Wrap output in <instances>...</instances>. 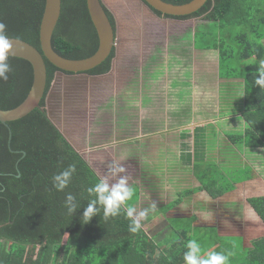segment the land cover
<instances>
[{
	"label": "trees",
	"instance_id": "1",
	"mask_svg": "<svg viewBox=\"0 0 264 264\" xmlns=\"http://www.w3.org/2000/svg\"><path fill=\"white\" fill-rule=\"evenodd\" d=\"M163 1L183 4L190 0ZM44 3L45 0H0V21L7 26L5 35L40 50L39 25ZM104 9L115 29L113 14ZM153 12L173 19L206 20L193 34V47L216 50L218 77L241 80L244 93L237 118L242 120L243 127L227 132L228 142L237 147L264 149V89L255 85L260 62H246L256 50L264 48L261 43L264 0H207L197 11L183 16H169L154 9ZM51 46L56 53L70 59L85 58L96 51L98 37L86 0H61ZM114 54L115 47L104 61L86 73H108ZM44 62L46 85L39 105L19 119L6 124L0 122V264H185L183 254L190 239L200 240L205 251L230 252L229 264H264V184L254 178L250 164L232 167L228 162L202 163L206 154L202 153L206 149L202 139L204 126L194 127L192 151L181 145L182 162H192L193 186L177 193L185 198L182 210L186 212L178 218H167L178 238L170 237V244L160 246L143 228L135 234L129 232L130 221L123 213L105 220L102 209L88 223H82V212L91 199L87 189L99 176L47 115L46 94L59 69L45 58ZM8 63L11 66L8 79L0 80V109L21 103L32 82V67L27 60L9 56ZM159 164V169L152 167L154 175L141 174L142 188L155 191L156 185L149 183L159 174L162 176L163 165ZM69 165L76 168L71 182L64 191H57L52 177ZM223 166L227 175L222 173ZM130 186L136 199L138 185ZM68 193L79 204L71 215L64 204ZM177 197L161 208L163 213L181 202ZM241 199L244 202H238ZM205 203L207 216L202 212ZM244 204L257 215L258 224L233 214L232 209ZM217 206L223 215L215 216ZM228 236L231 238L227 239Z\"/></svg>",
	"mask_w": 264,
	"mask_h": 264
},
{
	"label": "rangeland",
	"instance_id": "2",
	"mask_svg": "<svg viewBox=\"0 0 264 264\" xmlns=\"http://www.w3.org/2000/svg\"><path fill=\"white\" fill-rule=\"evenodd\" d=\"M104 2L117 23L118 41L114 60L116 58L120 60L111 61V73L116 75V83L112 84V86L111 84H107L108 88H103L105 89L104 94H106L105 91H108L107 89L111 90L110 96L105 98L106 94L97 100L93 98L101 92L97 90L96 85L98 83L93 82L94 84L84 85L83 94L70 100L69 109L65 113L67 117L69 114L70 119L73 116L71 111H74V117H80L75 121H73L74 119L71 121L64 117V110H62L61 106L59 107L57 117L60 120L57 124L58 127L63 129L64 136H68L71 143L80 150L79 153L87 158L91 156L92 151L101 148H104V150L111 154V151L119 149L125 140H132L139 136L140 142L146 143L151 136H159L164 131L161 129L154 132L153 126L148 124L149 127H143L139 134V127L137 129L138 120L140 118L144 119L143 116H145L146 112H139L133 109L131 104L137 103V94L141 97L145 96L150 102L152 94L156 92V98L151 105H156L159 97L163 96L160 97L162 103L171 106L165 110L169 111L170 118L176 122L172 125L174 126L173 129L170 128L171 131L166 133L171 137L175 134L176 140L168 152L169 155H175L174 159L177 160L179 142H183L187 150L192 151L191 131L194 127L204 126V137L202 139L205 140L206 149L204 147L202 153L205 152L206 154L201 159L202 163L217 162L224 164L223 162H228L226 164H231L232 167L250 164L254 168V178L260 180L259 184H264V149L237 147L234 144H230L226 136L227 132L237 131L243 127L242 120L237 119L242 110V96L239 97V93L242 90L241 80L220 79L217 74V51H203L195 49L192 46L194 32L206 20L202 19V17L181 20L155 16L146 6L141 5L139 0H104ZM261 43L264 46V39L261 40ZM255 60L259 62L264 61V48L256 50L254 56L246 62ZM149 77L152 79L157 77V79L155 81ZM168 79L170 80L169 82L167 81ZM165 85L169 89V95L165 89ZM155 87L157 90L154 89ZM152 91L154 92L152 93ZM133 93L135 100H133ZM100 105V108L105 110L111 107L114 115H121L116 119L118 121L115 123V126H108V122L111 119L104 115L106 111L103 110H99L97 119L91 125L88 123V119L90 122L92 121L91 110ZM123 116L125 118L128 116L132 118L133 121L129 122L130 125L127 124L124 127ZM55 121L57 122V119ZM148 122L150 121L145 119L144 124ZM107 126L111 129H108ZM128 126L137 130L134 133L129 132L127 130ZM183 128L187 131V134H185L184 138L178 139V132ZM85 131H88L96 138L93 139L90 136L89 138L92 139H87V142L84 141L88 135ZM84 143L87 144L86 147ZM112 148L114 150H111ZM198 149L201 150V147L199 146ZM155 157L152 158L149 155L146 159H154ZM90 160L97 172L99 171L108 177L109 183H115L119 176H121V174H118L117 177H111L109 173L110 160L108 162L98 154L93 155ZM154 165L158 166V169L160 168L159 162L150 166L144 162L142 171L147 175H152V167ZM185 167L188 169L187 172H191L192 162ZM221 170L223 174H226L224 171L227 169L224 166ZM135 174L137 173L134 170L133 175ZM173 175L174 173L168 169V172L165 175L163 174V177L168 176L173 178ZM173 179L179 180L178 178ZM190 179L191 174L188 175V180L190 181ZM172 181L174 180L170 182ZM149 184H152V182ZM187 185L181 186L175 182L168 183L162 187L163 198L165 194L167 197L173 192L178 193ZM177 198H180V196ZM182 199L180 198L181 201ZM238 202L242 203L244 200L241 199ZM217 205L219 206V204ZM218 206L217 215L215 216L223 215ZM181 207L184 208V205ZM249 207V205L245 204L240 207L238 205V207L232 209L233 214H240L245 220L256 225L259 223V218ZM203 211L204 215L207 216L206 203L202 206ZM149 214L151 215L152 213L149 212ZM196 215L199 216L198 213ZM160 218L161 221L153 219L149 227L145 228L143 226L144 231L151 236L153 242L161 240L169 229L162 217ZM214 222L218 225L217 221ZM208 224L212 225L211 222H208ZM204 235L207 237V234ZM170 237L172 239L178 238V233L176 234L170 229V232L164 237L165 240L160 246L170 244ZM230 238L231 236L227 237V239ZM197 241L201 242L200 240Z\"/></svg>",
	"mask_w": 264,
	"mask_h": 264
},
{
	"label": "crops",
	"instance_id": "3",
	"mask_svg": "<svg viewBox=\"0 0 264 264\" xmlns=\"http://www.w3.org/2000/svg\"><path fill=\"white\" fill-rule=\"evenodd\" d=\"M112 60L114 62V61H117L120 59L116 58L114 60V57H113ZM111 72H112V66H111V69L108 73L102 74V75H90V74H85V73L66 74V73L59 72V71L55 72L53 81H52L51 86L48 90L49 96L45 99V105H46V110L49 113L48 116L50 117V120L61 131V133L63 135H65L63 133V129L61 127H58V124H57L58 121L60 120L59 117H57V114H58L57 110L59 109V107L61 106L62 110H64L63 111L64 117L69 119V114L67 117V116H65V113L69 109V105L71 103L70 100L73 98L81 96L83 94L84 89H85L84 85L88 86L89 84H91L93 82L98 83L96 85L98 92L103 91V93H101V92H100L101 94L98 93V95L96 97H94L93 99L97 100L100 97L102 98L106 94H107V96H105V98L110 96V93H112L111 90L107 89L108 91H105L106 94H104L105 89H103V88H108L107 84L108 85L111 84V86H112V84L114 85V83H116V80H115L116 75H114ZM149 78L151 80H155V81L157 79V77L155 79H152L151 77H149ZM167 81L169 82L170 80L168 79ZM165 84H167V82H165ZM127 85H129V84H127ZM154 89L157 90L156 87ZM165 89L167 90V92L169 91V89L167 88V85H165ZM153 92L154 91H152V93ZM156 95H157L156 92L153 93L152 98H150V102H149L148 98H146L145 96H142V97L138 96V94H137V98H136L137 103H133V105L131 104V106L133 107V109H135L139 112H146L145 116H143L144 119L140 118L138 120V123L140 124V125L138 124V126H137V129L139 127V131H138L139 134H140V131L142 130L143 127H147L148 124H151L153 126L152 128L154 129V132L157 130H161V129H162V131H164L163 133H161V135L151 136L150 139L146 143L140 142V140L138 139L140 136L133 138L132 140H125L124 144L120 145L119 149H117L116 151L112 148L111 150H114V151H111L112 152L111 154H109L106 150H104V148H101V149L92 151L91 156H89L88 158L87 157H84V158L86 159V161L90 164V166L94 170H95V168L93 167L90 159L95 154L96 155L98 154L100 157L101 156L104 157V159L107 160L108 162L110 160L111 162L116 161L117 163L122 164L123 167L126 169V171L124 173H120L121 176H126L128 178L129 185L134 184V183L136 185H138V187H137L138 188V197L136 199H134L133 201H131L132 204L137 208L138 211L142 210V209H150V206L153 203H155V205H156L154 211H152V210L149 211L152 214L151 215L148 214L147 219L142 221V228H143V226L145 228L149 227V224H151L153 222V219L156 221H158V220L161 221L160 217H162L165 224H167V228H169L168 232H170L171 228H170V225H168L169 223L167 222V218L169 216H176L178 218V217L182 216L183 212H186V210H182L184 208L181 207L183 205L182 201H184L185 198L178 205H175L171 211H166V213H163L161 208L164 205H168V203L173 202L176 199L177 193L173 192L170 194V196H167V197L165 194L164 198H163L162 187L167 185L168 183H174L175 182L181 186L188 184L187 186L183 187L184 189L191 188L193 186V175H192V172H187L188 169L185 166L188 164L186 162H182V160L180 158V156H181V145L184 144L183 142L178 143L179 154H178L177 160L174 159L175 155H173V154L169 155L168 154V152L171 150L172 144H174L176 140H175V134H173L171 137V136H168L166 133H169L171 131L170 128L173 129L174 126H172V125L176 122L170 118L169 111L167 112L165 110L167 107H171V106L169 104L162 103L160 97H163V96L159 97V101L157 102L156 105H153V106L151 105V103L153 104V100H155ZM161 95H162V93H161ZM168 95H169V92H168ZM133 100H135L134 93H133ZM100 107H101V105L97 106L94 110H91V112H92L91 120L92 121L90 122L88 119V123H90V125H91L97 119V117L99 115V110H103V111H106V112H104V115L107 118L111 119L110 122H108L109 124L107 123L108 126H110V125H111L110 127L115 126V123H117V121H118V120L116 121V119L118 117H120L121 115H114L113 110H111V107H109L106 110L102 109ZM141 108H142V111H141ZM71 112H72L73 116H71V118L69 120L72 121L74 119L73 121H75L78 118H80V117H74V111H71ZM56 119H57V122L55 121ZM145 119L146 120L148 119L152 123L148 122V123L144 124ZM131 120H132V118L129 116L126 118L123 116L122 121H124V127L127 124L130 125L129 122ZM142 120H143V123H142ZM71 121H69V122H71ZM110 127H108V129H111ZM175 127H177V126H175ZM137 129L136 128L134 129L131 126H128V128H127V130L129 132L131 131L132 133H134ZM193 130H194V128L191 131L192 147L194 148V146H193V141H194ZM119 132H122V131H119ZM85 133L88 135L84 141H86L87 139L96 138L94 135H91L88 131H85ZM185 134H187V131L184 130V128H183L180 132H178V135H177L178 139L184 138ZM90 136H92V138H89ZM64 137L69 141V143L72 145V147L79 153L80 150L78 148H76L71 143L69 137L68 136H64ZM86 146H87V144H85V147ZM184 146H185V144H184ZM149 155L152 158L154 156H156V157L154 159H150V158L146 159V157H148ZM110 157H111V159H110ZM158 159H159V162H161L163 165V170H162L163 173H162V176L159 174L158 175L159 178L157 176V179L154 180L152 183L153 185H156L155 191L142 188L141 184H140V177L142 176L141 174H145V172L142 173V171H141L144 161L148 160V162H149L150 160L151 161L155 160L156 162H158L157 161ZM151 163L152 162L147 163V164L150 166ZM153 164H154V162H153ZM180 164L182 165V167ZM168 169L174 173L173 178H178L179 180L176 181L172 177H168V176L163 177V174L165 175L168 172ZM134 170L137 173L135 175H133ZM95 172L99 176V178L105 177V175H103L101 172H99V171L97 172L96 170H95ZM189 174H191L190 181L188 180ZM158 179H159V181H158ZM171 180H174V181L170 182ZM180 181H182V182H180ZM172 195H174L175 197L172 198ZM168 232H166V234H164V236L162 237L161 240H159L158 242H155V241L154 242L157 244H161L165 240L164 237L167 236ZM149 237H151V236H149Z\"/></svg>",
	"mask_w": 264,
	"mask_h": 264
},
{
	"label": "water",
	"instance_id": "4",
	"mask_svg": "<svg viewBox=\"0 0 264 264\" xmlns=\"http://www.w3.org/2000/svg\"><path fill=\"white\" fill-rule=\"evenodd\" d=\"M207 0H190L183 4H173L163 0H139L155 16L154 10L169 16H183L197 11ZM87 10L98 37L96 51L85 58H65L54 51L51 37L61 11V0H45L44 9L39 25L40 50L32 44L14 37H7L12 45L9 56L27 60L32 67V82L26 97L17 106L10 109H0V122L19 119L39 105L44 95L46 85V66L44 58L59 69V72L70 74L86 73L104 61L113 47L117 45V23L113 28L104 8V0H86ZM87 74V73H86ZM49 96V91L46 98ZM47 115H49L47 111ZM49 117V116H48ZM50 119V117H49ZM61 132V131H60ZM11 134L9 133V139Z\"/></svg>",
	"mask_w": 264,
	"mask_h": 264
},
{
	"label": "clouds",
	"instance_id": "5",
	"mask_svg": "<svg viewBox=\"0 0 264 264\" xmlns=\"http://www.w3.org/2000/svg\"><path fill=\"white\" fill-rule=\"evenodd\" d=\"M6 24L0 21V80H7L8 73L11 71V66L8 63L9 50L12 45L5 35ZM258 76L255 79V85L264 89V61L260 62L257 69ZM244 96L243 90L240 91L239 97ZM75 165H69L66 169L55 174L52 177V185L57 191H64L71 182L72 176L75 173ZM126 169L122 164L112 161L109 173L111 177H117L118 174L124 173ZM87 193L91 198L84 208L81 218L82 223H88L93 216L103 211V218H115L122 213L130 221L128 231L135 234L142 229V221L146 220L149 211L155 210V203L150 206V209L137 210L130 203L135 199V191L128 183L126 176H119L115 183H109L107 176L101 177L98 181L87 189ZM65 207L71 215L79 208L76 198L68 193L65 198ZM187 251L183 254L185 264H229L230 252L225 254L214 250L205 251L196 239H190L185 245Z\"/></svg>",
	"mask_w": 264,
	"mask_h": 264
},
{
	"label": "flooded vegetation",
	"instance_id": "6",
	"mask_svg": "<svg viewBox=\"0 0 264 264\" xmlns=\"http://www.w3.org/2000/svg\"><path fill=\"white\" fill-rule=\"evenodd\" d=\"M86 74V73H85Z\"/></svg>",
	"mask_w": 264,
	"mask_h": 264
}]
</instances>
